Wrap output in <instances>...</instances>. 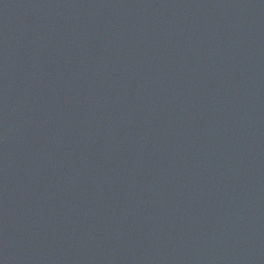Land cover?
Wrapping results in <instances>:
<instances>
[{
	"label": "water",
	"instance_id": "water-1",
	"mask_svg": "<svg viewBox=\"0 0 264 264\" xmlns=\"http://www.w3.org/2000/svg\"><path fill=\"white\" fill-rule=\"evenodd\" d=\"M0 264H264V0H0Z\"/></svg>",
	"mask_w": 264,
	"mask_h": 264
}]
</instances>
